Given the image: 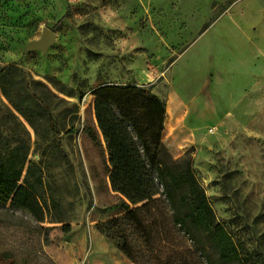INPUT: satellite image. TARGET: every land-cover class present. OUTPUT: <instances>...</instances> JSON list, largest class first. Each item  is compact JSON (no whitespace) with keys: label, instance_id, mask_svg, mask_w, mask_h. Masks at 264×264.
<instances>
[{"label":"rangeland","instance_id":"obj_1","mask_svg":"<svg viewBox=\"0 0 264 264\" xmlns=\"http://www.w3.org/2000/svg\"><path fill=\"white\" fill-rule=\"evenodd\" d=\"M45 28L53 41L33 48ZM104 82L164 99L171 88L189 105L162 141L192 157L216 216L248 262L264 264V0H0V177L46 214L38 225L0 205V250L27 264H135L100 230L124 213L99 211L120 195L102 138L86 133Z\"/></svg>","mask_w":264,"mask_h":264},{"label":"trees","instance_id":"obj_2","mask_svg":"<svg viewBox=\"0 0 264 264\" xmlns=\"http://www.w3.org/2000/svg\"><path fill=\"white\" fill-rule=\"evenodd\" d=\"M92 94L97 128L86 133L96 145L102 138L109 185L120 195V202L99 211L124 212L100 230L135 264H191L194 251L199 264H250L216 216L192 157L174 158L163 143L166 100L136 84L104 82ZM0 205L38 225L46 220L38 198L11 178L0 177ZM27 263L0 250V264Z\"/></svg>","mask_w":264,"mask_h":264},{"label":"crops","instance_id":"obj_3","mask_svg":"<svg viewBox=\"0 0 264 264\" xmlns=\"http://www.w3.org/2000/svg\"><path fill=\"white\" fill-rule=\"evenodd\" d=\"M215 79V78H214ZM213 79L209 77H205L203 80V86H209L212 85ZM214 85V91L218 90L220 87L217 82L213 83ZM232 88L236 89V85L231 86ZM175 95V96H174ZM166 117L164 121V130L171 131L175 130L176 128H179L182 124L183 121L187 119L188 117V112H189V105L178 96L173 89H169L168 95L166 96ZM234 103V104H233ZM230 108L218 119L219 121H222L223 119L229 117H234L233 114H231L230 110L235 111L237 106L236 103L237 101H234Z\"/></svg>","mask_w":264,"mask_h":264},{"label":"water","instance_id":"obj_4","mask_svg":"<svg viewBox=\"0 0 264 264\" xmlns=\"http://www.w3.org/2000/svg\"><path fill=\"white\" fill-rule=\"evenodd\" d=\"M53 41V32L47 28L43 30L42 37L32 44L33 48H46Z\"/></svg>","mask_w":264,"mask_h":264}]
</instances>
